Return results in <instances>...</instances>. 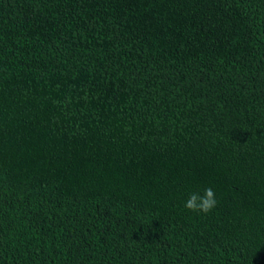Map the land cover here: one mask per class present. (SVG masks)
I'll list each match as a JSON object with an SVG mask.
<instances>
[{
  "label": "trees",
  "instance_id": "trees-1",
  "mask_svg": "<svg viewBox=\"0 0 264 264\" xmlns=\"http://www.w3.org/2000/svg\"><path fill=\"white\" fill-rule=\"evenodd\" d=\"M0 264H264V0H0Z\"/></svg>",
  "mask_w": 264,
  "mask_h": 264
},
{
  "label": "clouds",
  "instance_id": "clouds-1",
  "mask_svg": "<svg viewBox=\"0 0 264 264\" xmlns=\"http://www.w3.org/2000/svg\"><path fill=\"white\" fill-rule=\"evenodd\" d=\"M216 204L217 200L215 198V193L213 189L209 187L204 190L203 196H200L197 193L190 194L184 207L189 211L207 214L216 206Z\"/></svg>",
  "mask_w": 264,
  "mask_h": 264
}]
</instances>
